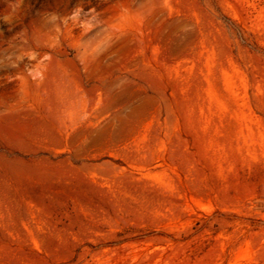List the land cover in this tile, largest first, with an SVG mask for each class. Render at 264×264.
<instances>
[{
  "label": "rangeland",
  "instance_id": "obj_1",
  "mask_svg": "<svg viewBox=\"0 0 264 264\" xmlns=\"http://www.w3.org/2000/svg\"><path fill=\"white\" fill-rule=\"evenodd\" d=\"M0 264H264V0H0Z\"/></svg>",
  "mask_w": 264,
  "mask_h": 264
}]
</instances>
